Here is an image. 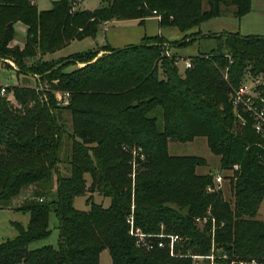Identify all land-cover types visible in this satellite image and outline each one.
<instances>
[{"label": "trees", "instance_id": "16d2710c", "mask_svg": "<svg viewBox=\"0 0 264 264\" xmlns=\"http://www.w3.org/2000/svg\"><path fill=\"white\" fill-rule=\"evenodd\" d=\"M252 1L208 0L204 10L202 0H104L105 6L94 10H73V0H58L39 10L35 0H0V57L13 59L19 75L47 81L42 89L27 83L7 88L20 109L1 94L0 85V206L37 187L18 207L30 213L28 225L15 223L17 236L0 243V264H101L105 249L112 264H196L189 253L178 257L161 248L169 238L160 235L178 234L187 244L179 245L192 248L190 254L207 255L213 224L200 227L196 218L208 211L216 219L215 243L230 260L264 264V221L257 217L264 200V137L239 122L231 100L246 74L264 78V35L210 36L217 46L191 56L192 67L183 73L177 57L165 50L171 42L159 35L122 48L105 45L107 54L100 57L96 49L42 58L73 40L95 36L110 20L143 22L155 15L161 27L188 31L214 17H242ZM223 6L236 9L229 13ZM17 22L28 27L23 47L11 45ZM187 37L173 44L191 43ZM75 62L86 65L66 71ZM58 90L70 93L67 106L57 104ZM259 90L264 96V80ZM65 108L73 115L74 131L68 175L57 168L66 133L57 111ZM197 137H206L220 157L230 200L216 188V173L197 172L207 164L204 157L169 152L170 141ZM135 147L142 148L144 160ZM134 158L135 184L130 177ZM88 192L111 202L104 206L89 196L88 209H78L75 199ZM53 211L58 246L31 248L51 234ZM132 229L146 235L145 243Z\"/></svg>", "mask_w": 264, "mask_h": 264}, {"label": "rangeland", "instance_id": "374dc122", "mask_svg": "<svg viewBox=\"0 0 264 264\" xmlns=\"http://www.w3.org/2000/svg\"><path fill=\"white\" fill-rule=\"evenodd\" d=\"M55 1L58 0H36V4L39 10H49L52 8L53 2ZM105 4L106 3L104 2V0H82L80 4L76 5L75 10H94L96 8L105 6ZM202 7L204 10L209 9L208 0H202ZM222 8L223 10H225L226 12L228 11L229 13L233 12L236 9L235 6H223ZM106 25H108V30L105 29V24H103L99 28L95 36H87L83 39L73 40L66 46L56 51L44 54L42 58L44 60L59 59L62 57L73 55L75 53L93 50L96 48L100 51L102 55H104L107 54V52L103 50L105 48V44L107 43H111L117 47H124L125 45L130 43L139 44L145 34L149 36H156L160 34L171 42L166 45L165 50L167 53L168 51L171 52L168 53V55H175L177 57V65L180 71L183 73L186 70V61L189 60L191 56L210 52L211 49L217 46V41L210 36L219 35L228 31L240 32L242 35H264V0H253L251 11L242 17H236L233 14L214 17L210 20L204 21L203 23H201L200 26H197L188 31H181L175 26L161 27L157 19H149L145 23H139L133 20L122 22L111 21L108 22ZM17 28L15 30L16 36L14 37V39L15 41H17V44H22L24 36L22 35V32H20ZM186 36H188V40H192L191 43L187 45L173 44L175 41H181ZM100 56L98 55L97 57ZM76 64L81 66H76ZM85 65L86 63L83 62L70 63L66 67V71H72L73 68L77 69L78 67H83ZM18 67L19 66L13 59L0 57V85L11 87L13 85L26 83L31 86H38V84H42V86L38 87L41 89L47 85V81L44 80L45 76H33L32 74L26 75L24 73L19 75L17 73V70L19 69ZM246 75L247 76L245 78L253 77V75L251 74ZM225 77L227 78V74ZM256 77L260 78L263 83L264 78L262 76ZM67 92L68 91L65 90H58L55 92L58 105L67 106L70 103V97L67 100L64 99L65 93ZM10 93L11 92H9L8 94ZM60 99L62 101H60ZM9 100H11L12 105L15 108H22V104H20V102H18L14 98L12 93L9 96ZM57 113L60 117V121L64 124L66 130V133L62 136V145L60 148L59 156L60 159L57 168L58 173L68 175L71 169L69 159L74 144L73 115L71 111L66 108L58 110ZM158 117L159 125L162 126L163 123L160 113L158 114ZM169 144L170 152L174 155H197L204 157L207 160V164L198 166V173L213 172L216 174L220 173L221 175L225 174V172L220 168V157L211 151L208 146L206 137H198L195 140L189 142L170 141ZM135 148L137 149L138 153L137 157L142 158V160H144L145 155H140L141 153L143 154L142 148ZM133 156L135 157V153L133 154ZM133 162V169L132 173L130 174V177L132 179V182L135 184L138 177V167L137 163L135 164V158ZM57 177L58 174H55V181ZM87 180L88 184H90L91 178L89 175H87ZM36 188L37 187L34 185L31 188L24 189L19 195H17L10 201L8 206H0V243L4 242L8 238L13 239L17 236L18 230L15 227V223L21 224L24 227L28 225L31 216L30 213L22 211L18 209V207L21 206L22 202L26 199V197H28V195L32 196L34 194ZM222 189L225 199L230 200L232 198V193L230 181L228 179L223 180ZM50 193L51 195L49 196V198L51 199V196L54 195L53 191H51ZM89 196H92L94 201L98 203H103L104 206H108L111 202L110 198L103 197L97 192H95L93 195L88 192L85 196H80L75 199V206L78 209H88L89 206L86 203V199ZM262 208V212L264 214V203ZM257 217L258 219L263 220L258 215ZM58 225V216L53 211L50 214L51 234L45 239L33 242L30 247L37 248L44 245L58 246L60 239V231ZM183 240V243L185 244L186 242L184 237ZM184 244L179 245L178 249L176 248L174 256L182 257L184 254H190L192 252V248L184 246ZM217 252L221 253L222 249ZM100 262L101 264H112V257L108 249H105L101 253Z\"/></svg>", "mask_w": 264, "mask_h": 264}, {"label": "built area", "instance_id": "2783aa9c", "mask_svg": "<svg viewBox=\"0 0 264 264\" xmlns=\"http://www.w3.org/2000/svg\"><path fill=\"white\" fill-rule=\"evenodd\" d=\"M74 6L73 10L76 9V5L80 4L82 0H73ZM169 53V52H168ZM192 62L191 60H187L185 64V68H191ZM262 83V80L258 77H247L243 80V82L233 90L231 94V100L233 106L236 111L237 118L242 125H250L257 133L264 137V96H262L259 87ZM7 86H3L1 88V94L10 96L7 91ZM70 93H65L64 99H69ZM60 101H62L60 99ZM224 177L220 173L215 176V183L217 184L216 188L219 189L222 187ZM213 190V188H209ZM42 200V199H41ZM211 221L213 224L212 232L213 239L211 245V251L207 255L202 254H189L188 256L192 257L196 264H257V262H246L243 260H230V256L227 252L223 251L221 253V248H218L215 239L214 232L216 228V219L212 217L211 212L208 211L206 215L199 216L196 218V222L200 227H204L207 223ZM132 234H136L139 236L141 242L145 243L146 235L143 234L140 230H137L136 233L134 230H131ZM160 237H168L169 242L164 243L160 242L159 246L161 248L169 247L172 255H175V250L177 248V244L183 241L182 237L178 234L167 235L162 233ZM152 248V246H149ZM230 260V262H229Z\"/></svg>", "mask_w": 264, "mask_h": 264}, {"label": "crops", "instance_id": "0c3cea01", "mask_svg": "<svg viewBox=\"0 0 264 264\" xmlns=\"http://www.w3.org/2000/svg\"><path fill=\"white\" fill-rule=\"evenodd\" d=\"M35 3H36V0H35ZM149 19H157L158 21H159V23H160V18L158 17V16H151V17H148V18H146L143 22H141L139 19H130V20H133V21H136V22H139V23H145L147 20H149ZM130 20H116V19H114V20H110V21H108V22H111V21H118V22H122V21H130ZM107 22V23H108ZM107 23H105V29L106 30H108L109 28H108V25H106ZM18 27V28H17ZM14 28H15V30H16V28L17 29H19V31L20 32H22V35L24 36L23 37V41H22V44H17L16 42L17 41H15V39L12 41V46H15V45H19V46H21V47H23L24 46V44H25V42H26V38H27V33H28V27H27V25L26 24H24V23H22V22H17L15 25H14ZM229 32V31H228ZM21 35V36H22ZM15 36H16V32H15ZM147 36H149V35H147V34H145L143 37H142V39H141V42L143 41V39L145 38V37H147ZM157 36V35H156ZM159 36H162V35H160L159 34ZM162 37H164V36H162ZM165 38V37H164ZM166 39V38H165ZM168 42H170L168 39H166ZM183 40V39H182ZM140 42V43H141ZM176 42V41H175ZM139 43V44H140ZM133 43H130V44H127V45H125V46H128V45H132ZM105 45H110V46H112V47H114V48H122V47H117V46H115V45H113V44H111V43H107V44H105ZM102 46H104V45H102ZM102 46H100V47H102ZM124 46V47H125ZM97 49V48H96ZM96 49H93V50H96ZM169 53H171L170 51H168ZM100 55H102L101 53L99 54V56ZM195 56V55H194ZM76 66H81V65H78V64H76ZM75 68H73V70H74ZM198 138V137H197ZM196 139V138H195ZM194 139V140H195ZM208 143V142H207ZM169 152H170V144H169ZM171 153V152H170ZM172 154V153H171ZM172 155H174V154H172ZM197 169H198V167H197ZM198 172V171H197ZM207 173H209V172H207ZM199 174H206V173H199ZM54 182H55V185H56V182H57V179H56V181H55V179H54ZM28 197H29V195H28ZM27 198V197H26ZM263 203H264V200H263V202H262V204H261V206H260V209H259V213H258V216L261 218V219H263L264 220V214H263Z\"/></svg>", "mask_w": 264, "mask_h": 264}, {"label": "water", "instance_id": "95a60500", "mask_svg": "<svg viewBox=\"0 0 264 264\" xmlns=\"http://www.w3.org/2000/svg\"><path fill=\"white\" fill-rule=\"evenodd\" d=\"M13 24H11V26H12Z\"/></svg>", "mask_w": 264, "mask_h": 264}]
</instances>
